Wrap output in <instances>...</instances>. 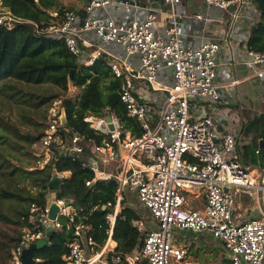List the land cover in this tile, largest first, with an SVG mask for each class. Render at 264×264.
Listing matches in <instances>:
<instances>
[{"label": "built area", "instance_id": "obj_1", "mask_svg": "<svg viewBox=\"0 0 264 264\" xmlns=\"http://www.w3.org/2000/svg\"><path fill=\"white\" fill-rule=\"evenodd\" d=\"M162 1L163 6L148 9L144 15L135 10L131 17L117 20L98 15V11L114 4L141 6L129 4V0H89L84 18L65 10L61 22L35 25L38 33L63 41L83 67L94 66L101 57L109 60L112 74L122 79L120 95L128 115L138 121L144 133L141 137L124 133L114 115L89 114L84 121L104 135L103 143H87L76 133L66 140L62 133L66 126L61 122L66 112L63 98L53 99L36 164L41 169L51 164L54 176L70 178V171L56 168L58 153L81 154L87 146L95 177L86 185L112 179L120 185L115 203L106 205L110 209L106 216L109 237L99 246L90 226L77 222L71 199H57L62 209L54 220L49 201L44 206L35 203L30 208L28 226L11 250L9 264H23L24 250L43 240L50 225L59 230L64 222L74 233L69 253L63 257L66 264L181 263L186 251L174 243L176 230L207 234L220 241L230 264H264V164L245 163L239 149L240 136L232 127L219 132L208 112L209 105L221 102L218 77L223 45L200 31L201 42L193 46L187 41L192 29H201L196 24L208 23L210 18L190 13L185 0ZM202 1L208 9L223 11L231 6L240 10L245 3ZM51 15L58 17V13ZM16 22L26 21L3 10L0 0V25L12 28ZM247 54L244 63L254 77L264 80V52ZM162 77L171 78L170 85L164 84ZM107 115H111V122H107ZM127 188L136 191L139 203L157 226H148L144 218L135 221L138 230L145 233L144 240L137 250L122 257L112 245V237ZM242 194L258 199V216L240 215L238 220L235 205Z\"/></svg>", "mask_w": 264, "mask_h": 264}, {"label": "trees", "instance_id": "obj_2", "mask_svg": "<svg viewBox=\"0 0 264 264\" xmlns=\"http://www.w3.org/2000/svg\"><path fill=\"white\" fill-rule=\"evenodd\" d=\"M252 2L261 17L251 28L247 47L248 51L264 52V0ZM1 5L3 10L26 22H16L12 28L0 25V93L16 101L25 98V102H29L33 96H24L16 85H53L64 95L76 87L78 93L73 98H63L62 107L66 111L68 123L62 133L66 140H70L76 133L87 143H103L104 135L98 134L84 121L89 114L97 117L114 115L119 119L124 133L135 137L143 135L144 130L136 119L128 115L121 100L122 79L115 78L112 74L109 60L101 57L94 66L83 67L68 51L63 41L36 31L35 25L46 27L61 22L60 17L65 10H69L67 7L61 6L58 0H1ZM53 11L58 13V17L51 15ZM80 15L81 18L85 17L84 12ZM54 97H44L36 106H42ZM244 132L246 135L256 134L255 150L246 151V154L251 155L249 160L263 165L264 115L249 120L244 126ZM8 135L0 124V144H6ZM43 135L44 133L35 137L25 134V163L9 160L7 150L0 147V224H16L21 227L20 230H14L13 235H5L9 240L7 243H0V264H9L11 250L28 226L32 204L44 206L48 203L49 183L54 178L53 167L49 164L43 169L39 168L36 162L40 157L35 153L33 155L31 150ZM258 139H262L261 142ZM91 157V150L87 146L81 154L58 153L57 170L71 172L70 178L62 180L58 198L74 199L78 213L77 222L90 226L91 236L102 246L109 237L106 216L110 211L104 210L103 206L115 203L119 184L112 179L87 186L86 183L95 177L89 166ZM127 200L126 198L125 202ZM9 212L14 215L10 216ZM141 218L142 210L126 204L117 218L113 239L117 242V253L122 257L137 250L144 240L145 233L140 232L134 225ZM73 240V230L68 229L64 222L61 230L52 232L49 244L35 251V259H39L35 264H66L63 257L69 253V245ZM224 264H230V259H225Z\"/></svg>", "mask_w": 264, "mask_h": 264}, {"label": "crops", "instance_id": "obj_3", "mask_svg": "<svg viewBox=\"0 0 264 264\" xmlns=\"http://www.w3.org/2000/svg\"><path fill=\"white\" fill-rule=\"evenodd\" d=\"M185 1L187 10L190 13H199L210 18L208 23L203 21L201 24H196V26H201V29L200 27H194L191 31L193 33L187 38V41H190L193 46L199 45L201 42V38L199 37L200 31H205L209 39L218 40L223 45L219 56L220 66L218 77L221 102L219 105H209L208 112L217 122V129L219 132H222L225 127H232L237 132L240 136L239 149L243 161L245 163H254L249 160L251 159V155L246 154V151L252 152L255 150L254 143H257V141L254 140V136H256V134L251 133L246 135L244 126L254 117L264 115V80L254 77L253 70L247 67L244 61L248 56L247 41L250 37L251 28L259 22L261 14L257 11L252 0H245L240 10L239 7L231 6L227 11L208 9L202 0ZM80 3L79 7H67V9L80 15L84 12L89 0H80ZM133 3H136L138 6L140 5L141 8L126 4H114L108 6L106 9H100L98 15L124 20L131 17L135 13V10L139 14L144 15L148 9L159 5L163 6L162 0H129V4ZM52 13L55 12L53 11ZM236 15H238V17H236ZM159 24L160 27L163 26V19L160 20ZM166 79L168 82L164 81V84L170 85L169 83L172 82V79ZM246 147L250 148L247 149ZM126 198L128 200L130 199V201L132 200V203L130 202V204H127V202H125ZM57 199H59L58 196ZM71 200H73L74 205V199ZM48 201L51 203V193H49ZM136 201L139 203L136 191L127 188L124 191L121 212L125 204L138 209V206L134 204ZM104 207V210L109 209V207L103 206V208ZM143 210L148 213L146 209L143 208ZM145 220L147 224H149L148 226H153L154 223L150 221V216ZM54 231L56 230H52V232ZM46 237L44 239H46ZM113 242L112 245L116 247L117 251V242L114 239ZM36 261L38 262L39 259Z\"/></svg>", "mask_w": 264, "mask_h": 264}, {"label": "rangeland", "instance_id": "obj_4", "mask_svg": "<svg viewBox=\"0 0 264 264\" xmlns=\"http://www.w3.org/2000/svg\"><path fill=\"white\" fill-rule=\"evenodd\" d=\"M61 6L76 8L82 3L80 0H58ZM136 61V64H139ZM162 82H168L166 77H162ZM165 81V82H164ZM18 90L25 94L33 96H28L29 102H25L24 99H19L18 101L11 99L9 96L0 93V124L7 133L6 144H0L2 149L7 150V157L14 163L23 162L25 163V134L32 136H39L44 133L46 129L47 122V107L49 103L55 98L71 97L73 98L78 90L73 88L66 95L61 92L60 89L53 85H38L34 86L31 84H21L16 85ZM59 95V97H54ZM44 97H54L48 103L37 107L36 103L40 102ZM49 108V107H48ZM40 141V140H39ZM34 153H40L42 151L41 144L38 142L33 148H31ZM30 158V157H29ZM51 193V192H50ZM204 196L201 197L203 201ZM134 201V200H133ZM132 203L130 199L127 204ZM135 205L138 209L143 211V218L148 219L149 214L143 210L142 206L136 201ZM192 205L198 206L195 203ZM236 210H238L237 218L240 219L241 216H256L259 214L260 203L257 198H250L246 194H242L237 199ZM258 213V214H257ZM10 216L14 214L9 212ZM153 226H157L153 224ZM16 224H0V243H7L9 240L5 237L7 234L10 236L14 234V230H20ZM176 243L182 246L186 251L185 260L181 263L172 262V264H224L225 259H229V254L223 247L220 241L213 239L207 234L193 233L189 230L179 231L176 230Z\"/></svg>", "mask_w": 264, "mask_h": 264}, {"label": "water", "instance_id": "obj_5", "mask_svg": "<svg viewBox=\"0 0 264 264\" xmlns=\"http://www.w3.org/2000/svg\"><path fill=\"white\" fill-rule=\"evenodd\" d=\"M73 79V71L70 73V80ZM107 122H111V115H107ZM62 126H66L68 123L66 112L63 113L61 118ZM111 129L114 127L111 125ZM62 183V179L58 176H54L52 181L49 183V190L51 192V203H50V217L52 220L60 213L62 207L57 203V196L60 189V185ZM105 209V207L103 208ZM52 225H50L47 229V237L44 240L33 243L29 246V248L25 249L22 255L23 264H35L37 261L35 259V251L44 248L49 243V238L52 234Z\"/></svg>", "mask_w": 264, "mask_h": 264}]
</instances>
